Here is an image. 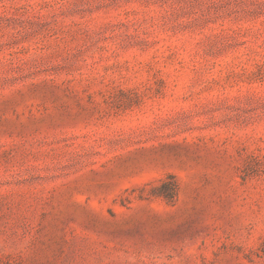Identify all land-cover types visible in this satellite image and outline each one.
Listing matches in <instances>:
<instances>
[{"label":"rangeland","instance_id":"obj_1","mask_svg":"<svg viewBox=\"0 0 264 264\" xmlns=\"http://www.w3.org/2000/svg\"><path fill=\"white\" fill-rule=\"evenodd\" d=\"M0 264H264V0H0Z\"/></svg>","mask_w":264,"mask_h":264},{"label":"trees","instance_id":"obj_2","mask_svg":"<svg viewBox=\"0 0 264 264\" xmlns=\"http://www.w3.org/2000/svg\"><path fill=\"white\" fill-rule=\"evenodd\" d=\"M172 189H173V187H170V190H172ZM160 194L166 195V193H164V192H161Z\"/></svg>","mask_w":264,"mask_h":264}]
</instances>
